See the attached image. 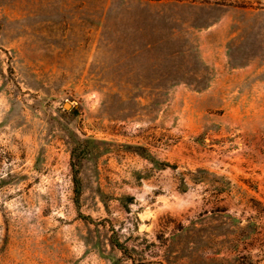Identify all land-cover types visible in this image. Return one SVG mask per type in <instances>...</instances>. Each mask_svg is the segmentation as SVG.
<instances>
[{
    "label": "rangeland",
    "instance_id": "obj_1",
    "mask_svg": "<svg viewBox=\"0 0 264 264\" xmlns=\"http://www.w3.org/2000/svg\"><path fill=\"white\" fill-rule=\"evenodd\" d=\"M0 264H264V0H0Z\"/></svg>",
    "mask_w": 264,
    "mask_h": 264
},
{
    "label": "trees",
    "instance_id": "obj_2",
    "mask_svg": "<svg viewBox=\"0 0 264 264\" xmlns=\"http://www.w3.org/2000/svg\"><path fill=\"white\" fill-rule=\"evenodd\" d=\"M161 165H162L163 168H172V169H176L177 168V166L175 164H170L169 162H162ZM73 181H74L75 185L80 187L81 180L79 178L78 170H75ZM128 199H129L130 202H133L134 197H130Z\"/></svg>",
    "mask_w": 264,
    "mask_h": 264
}]
</instances>
